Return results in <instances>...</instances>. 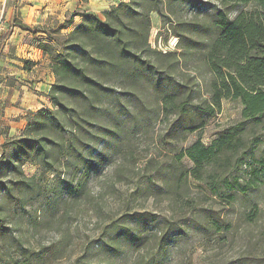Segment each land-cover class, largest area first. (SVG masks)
Wrapping results in <instances>:
<instances>
[{
	"label": "trees",
	"instance_id": "obj_1",
	"mask_svg": "<svg viewBox=\"0 0 264 264\" xmlns=\"http://www.w3.org/2000/svg\"><path fill=\"white\" fill-rule=\"evenodd\" d=\"M174 1H121L103 15L77 10L57 27L29 26L13 5L7 29L0 34V52L15 27L42 34L45 38L36 37L35 43L49 57L55 82L49 91L51 107L32 114L19 136L0 145V242L6 234L16 239L6 219L13 204L25 208L37 202L47 190L46 176L61 179L64 172L71 179L69 193L78 196L100 165L103 150L94 153L90 148L102 144L104 149L126 150V140L145 126L150 107L171 117L163 139L178 142L206 127L223 100L243 106L242 119L219 131L210 145L197 139L174 153L164 168L159 166L160 185L150 193L178 201L183 188L199 185L203 194L234 208L239 197L263 181L264 154H256L247 133L264 122V0H217L213 14L197 23L172 25L177 49L165 52L150 43L151 13L164 17ZM196 56L200 65L187 74L183 63ZM29 64L26 60L25 69ZM202 69L212 75L206 83L208 96L196 76ZM185 157L192 168L183 163ZM27 163L38 166L39 173L28 176ZM244 165L251 172L245 180L239 175ZM184 208L202 230L211 227L219 233L232 224L219 209L201 210L191 200ZM257 215L253 209L249 220ZM182 231L161 234L160 244L168 246ZM130 236L144 239L134 234L120 238ZM153 264L164 263L157 259Z\"/></svg>",
	"mask_w": 264,
	"mask_h": 264
},
{
	"label": "rangeland",
	"instance_id": "obj_2",
	"mask_svg": "<svg viewBox=\"0 0 264 264\" xmlns=\"http://www.w3.org/2000/svg\"><path fill=\"white\" fill-rule=\"evenodd\" d=\"M217 5V0H177L164 17L152 12L151 45L165 52L175 51L179 38L173 34L172 25L197 23L203 15L213 14ZM11 10L12 0H0V34L7 29ZM38 38L32 36L30 41L35 44ZM197 58L190 57L183 63L187 74L195 73L193 65H200ZM196 76L201 92L208 96L206 83L212 75L202 69ZM242 108L237 100H223L219 113L206 127L183 141L170 142L163 135L171 117L150 107L145 111V126L126 140V150L116 146L104 149L102 144L90 148L94 153L103 150L98 157L100 165L78 196L69 193L71 179L64 172L61 179L46 176L47 190L37 202L25 208L13 204L6 219L16 239L6 234V241L0 242V264H153L157 259L164 264H264V178L255 189L239 197L234 208H225L213 194H203L199 185L183 188L178 201L150 193L160 185L159 166L164 168L174 153L185 151L197 139L210 145L219 131L242 119ZM247 135L256 154H264V122L250 128ZM256 138L259 143H255ZM182 161L193 167L187 157ZM24 169L28 176L39 173V167L31 163ZM248 169L247 165L239 169L244 180L251 178ZM188 200L201 210L219 209L231 226L219 233L211 227L202 230L191 222L192 213L184 208ZM253 209L258 215L249 220ZM174 229L183 231L175 234L168 246L160 244L161 234ZM123 234L144 239L120 238Z\"/></svg>",
	"mask_w": 264,
	"mask_h": 264
},
{
	"label": "crops",
	"instance_id": "obj_3",
	"mask_svg": "<svg viewBox=\"0 0 264 264\" xmlns=\"http://www.w3.org/2000/svg\"><path fill=\"white\" fill-rule=\"evenodd\" d=\"M121 1L128 0H12L8 18L13 14V5H17L18 18L29 26H53L54 22L60 25L68 12L84 10L103 15ZM79 22L76 17L75 24ZM27 32L15 27L0 52V145L19 136L32 114L51 107L49 91L55 77L50 59L36 43L32 44L33 35L29 37ZM26 60L33 63L28 69L24 67Z\"/></svg>",
	"mask_w": 264,
	"mask_h": 264
}]
</instances>
